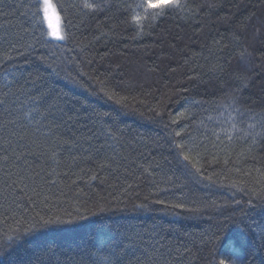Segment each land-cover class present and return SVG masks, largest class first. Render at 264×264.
Segmentation results:
<instances>
[{"label": "trees", "instance_id": "trees-1", "mask_svg": "<svg viewBox=\"0 0 264 264\" xmlns=\"http://www.w3.org/2000/svg\"><path fill=\"white\" fill-rule=\"evenodd\" d=\"M49 1L0 0V264H264V0Z\"/></svg>", "mask_w": 264, "mask_h": 264}, {"label": "rangeland", "instance_id": "rangeland-1", "mask_svg": "<svg viewBox=\"0 0 264 264\" xmlns=\"http://www.w3.org/2000/svg\"><path fill=\"white\" fill-rule=\"evenodd\" d=\"M170 1L171 0H163L165 4H167ZM48 3L51 5V7L49 8L48 12L45 13V15H46V18L48 19V24L52 32V36L54 37V39H57V36L61 37L63 29H61V21L57 15L56 8H54L51 1L48 0ZM43 4H44V0H43ZM54 32H55V35H53Z\"/></svg>", "mask_w": 264, "mask_h": 264}, {"label": "snow or ice", "instance_id": "snow-or-ice-1", "mask_svg": "<svg viewBox=\"0 0 264 264\" xmlns=\"http://www.w3.org/2000/svg\"><path fill=\"white\" fill-rule=\"evenodd\" d=\"M44 12L47 13L49 8L51 7V5L48 3V0H44ZM85 7L91 8V5L86 4ZM147 8L149 9H159V10H163L165 8V3L163 2V0H148L147 2ZM53 35H55V32L53 33ZM57 39H62V37L57 36ZM177 136H180L181 134L179 132L176 133ZM178 147L181 148V150H183L182 145H178ZM183 160L184 161H189L190 157L188 155H184L183 156ZM221 264H224L223 261H221Z\"/></svg>", "mask_w": 264, "mask_h": 264}]
</instances>
